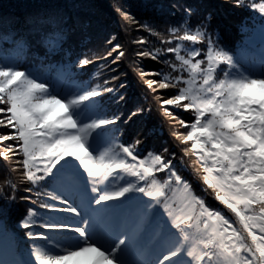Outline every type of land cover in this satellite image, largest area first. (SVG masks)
Returning a JSON list of instances; mask_svg holds the SVG:
<instances>
[{
  "label": "snow or ice",
  "instance_id": "obj_1",
  "mask_svg": "<svg viewBox=\"0 0 264 264\" xmlns=\"http://www.w3.org/2000/svg\"><path fill=\"white\" fill-rule=\"evenodd\" d=\"M246 6L264 14V0ZM184 12L194 15L191 7ZM210 19L183 20L168 28V39L143 25L169 46L136 53L165 66L139 74L153 93L174 90L155 98L163 115L186 129L174 124L171 134L185 145L184 156L195 157L199 193L177 167L174 151L142 155L141 139L117 143L122 114L105 111L97 100L116 88L68 83L61 69L51 77L20 71L14 58L0 55V128L10 130L0 133V159L17 158L12 170H21L31 185L26 193H36L35 199L20 197L36 205L20 220L33 245L26 264H264V61L259 71L244 68L209 34ZM53 35L45 40L49 52L64 38L62 30ZM116 41L107 40L111 49L104 57L115 53L113 64L125 55ZM90 63L84 58L77 65ZM124 100L118 94L114 103ZM143 112L130 110L122 122ZM5 184L18 190L11 180ZM177 193L183 194L179 200ZM15 199L0 188V219Z\"/></svg>",
  "mask_w": 264,
  "mask_h": 264
},
{
  "label": "trees",
  "instance_id": "obj_2",
  "mask_svg": "<svg viewBox=\"0 0 264 264\" xmlns=\"http://www.w3.org/2000/svg\"><path fill=\"white\" fill-rule=\"evenodd\" d=\"M250 2L244 0L243 5L238 6L236 0H0V55L14 58L20 71L40 72L51 77L56 75L55 69H61L62 74H68L80 84L116 88V93H105L103 97L97 98L105 111L121 113L123 121L130 110L144 109L141 115L129 122H118L120 132L116 134L119 137L117 143L127 145L141 139L144 141L140 145L142 155L145 150H160L162 147L174 151L177 167L199 193L201 184L195 172L196 165L193 164L195 157L184 156L182 149L185 145L171 134L175 122L163 115L159 101L155 98H168L174 90L153 93L139 74L141 70L155 72L165 66L150 58L138 57V51L169 45L160 44L159 38L142 26L151 25L157 32L165 33L164 38L168 39L169 27L177 26L186 19L195 24L210 15L211 19L206 21L207 30L220 47L235 59L240 55H256L264 59V14L246 6ZM185 7L193 9L191 18L186 16ZM117 8L133 17L135 23L124 19ZM60 30L64 38L55 52H49L45 40L55 39L53 34ZM112 36L117 37L116 42L122 45L125 53L115 64L112 63L115 53L113 57L104 59L111 49L107 40ZM140 39L147 43H134ZM84 58L93 63L80 68L77 62ZM147 79L158 77L146 75L144 80ZM118 94H123L125 100L114 103ZM168 107L179 118L186 121L191 119L188 113ZM175 128L180 132L186 131L178 124H175ZM8 131L0 128V133ZM16 159H0V188L4 189L5 195L16 197L14 202H10L8 214L0 219L2 262L12 259L15 262L20 257L26 262L32 259V241L24 234L27 230L20 227V220L29 207L35 208L36 205L20 197L31 195L35 199L36 193L24 191L25 186L31 185H26L21 170H12L19 167ZM6 180L15 182L18 190L13 192L7 188ZM182 195L177 193L176 199L179 200ZM41 199L46 197L42 196ZM206 200L227 213V209L215 201L212 195L206 194ZM227 214L231 217V213ZM11 246L15 258L9 254Z\"/></svg>",
  "mask_w": 264,
  "mask_h": 264
},
{
  "label": "rangeland",
  "instance_id": "obj_3",
  "mask_svg": "<svg viewBox=\"0 0 264 264\" xmlns=\"http://www.w3.org/2000/svg\"><path fill=\"white\" fill-rule=\"evenodd\" d=\"M236 59L240 62L241 65H243L244 68L254 69L256 71H259L261 63L262 61H264L262 57L256 56V55H240V56H237ZM46 75L50 77L49 74H46ZM66 78H67L68 83L75 82V83L80 84L78 81L73 80L71 76H69L68 74ZM60 86L63 87L64 85L62 84ZM104 147H109V145H105ZM103 150L104 149L101 148V151ZM94 207L96 206L94 205ZM12 248L13 246H11V249ZM11 249L9 250V254L11 255V257L15 258L14 248L12 250ZM3 264H26V261L22 257H20L18 261L13 262V259H12L10 260V262H7V261L3 262ZM70 264H74V262H70Z\"/></svg>",
  "mask_w": 264,
  "mask_h": 264
}]
</instances>
